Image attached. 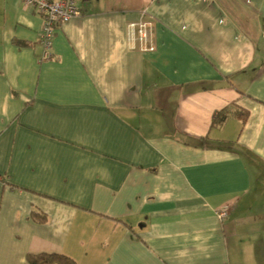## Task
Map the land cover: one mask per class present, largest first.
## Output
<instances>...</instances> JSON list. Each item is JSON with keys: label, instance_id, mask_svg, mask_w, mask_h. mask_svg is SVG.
I'll list each match as a JSON object with an SVG mask.
<instances>
[{"label": "crops", "instance_id": "0c3cea01", "mask_svg": "<svg viewBox=\"0 0 264 264\" xmlns=\"http://www.w3.org/2000/svg\"><path fill=\"white\" fill-rule=\"evenodd\" d=\"M77 6L0 0V264H264V0Z\"/></svg>", "mask_w": 264, "mask_h": 264}, {"label": "built area", "instance_id": "2783aa9c", "mask_svg": "<svg viewBox=\"0 0 264 264\" xmlns=\"http://www.w3.org/2000/svg\"><path fill=\"white\" fill-rule=\"evenodd\" d=\"M21 3L32 8L42 18V28L38 42L43 47L41 59L52 57L51 46L55 32L72 18L79 16L78 2L80 0H20ZM130 36L139 44L142 51L154 49L151 38V22L139 20L129 24ZM227 207L217 209L216 213L220 220L227 215Z\"/></svg>", "mask_w": 264, "mask_h": 264}, {"label": "trees", "instance_id": "16d2710c", "mask_svg": "<svg viewBox=\"0 0 264 264\" xmlns=\"http://www.w3.org/2000/svg\"><path fill=\"white\" fill-rule=\"evenodd\" d=\"M18 44H23V42H17ZM25 44V43H24ZM247 113L245 111L238 112L236 117L241 119L242 121L245 120ZM228 117V114L225 109L219 110L215 113L212 125L221 126L225 119ZM37 215V213H33ZM26 261L28 264H76V262L61 253H28L26 255Z\"/></svg>", "mask_w": 264, "mask_h": 264}]
</instances>
